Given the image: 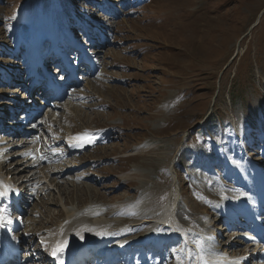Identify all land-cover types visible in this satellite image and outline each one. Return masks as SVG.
Wrapping results in <instances>:
<instances>
[{
	"label": "rangeland",
	"instance_id": "rangeland-1",
	"mask_svg": "<svg viewBox=\"0 0 264 264\" xmlns=\"http://www.w3.org/2000/svg\"><path fill=\"white\" fill-rule=\"evenodd\" d=\"M28 20L44 51L58 50L68 33L69 42H83L77 55L92 52L96 65L83 74L93 65L84 59L81 80H62V99L43 109L33 104L36 126L26 143L15 149L0 137V175L27 197L22 220L16 214L18 234L40 235L47 248L67 220L97 207L109 215L90 218V241L110 229L119 242H132L127 264H264V242L245 243L246 219L232 220L237 207L222 192L235 197L246 188L226 187L245 185L254 195H242L249 206L264 207V0H0V79L8 78L0 82V105L30 74ZM84 26L93 28L89 37ZM67 46L71 60L75 46ZM41 70L61 96L65 87L51 73L61 78L62 64ZM18 104L14 110L25 105ZM210 160L222 162L221 171ZM219 213L236 226L216 224L223 236L207 251ZM166 215L186 238L170 229L171 219L161 223ZM158 232L170 236L174 258L151 250ZM36 237L24 245L33 250ZM39 253L31 264H44ZM105 259L107 252L90 260Z\"/></svg>",
	"mask_w": 264,
	"mask_h": 264
},
{
	"label": "bare ground",
	"instance_id": "bare-ground-1",
	"mask_svg": "<svg viewBox=\"0 0 264 264\" xmlns=\"http://www.w3.org/2000/svg\"><path fill=\"white\" fill-rule=\"evenodd\" d=\"M48 12V11H47ZM45 19V18H44ZM30 20V19H29ZM28 20V21H29ZM32 21H29L30 24V28L28 29L27 33L28 36L27 38L29 39V46L30 49L33 51V53H38L39 50V46H38V42H37V26H35L34 23H31ZM50 24V23H49ZM51 25V24H50ZM50 27V26H49ZM52 27V26H51ZM51 29V28H50ZM49 29V30H50ZM53 32L52 30H50L49 33V37H53L54 35H52ZM39 38V37H38ZM64 41V40H63ZM62 41V42H63ZM31 42V43H30ZM65 42V41H64ZM62 46V45H61ZM57 50V49H56ZM33 60H35L36 58H38V56L33 55L32 56ZM52 61L47 60L45 62V64L47 63L49 65V63H51ZM19 104H13L12 106L14 107H18ZM11 114V113H9ZM93 192V191H92ZM17 196H20V194L18 193ZM251 198V197H250ZM249 198V199H250ZM81 199V198H80ZM85 199V198H84ZM245 207V206H244ZM260 209V208H259ZM58 213V212H57ZM60 213V212H59ZM109 215V213H107V211L105 209H101V208H92V209H87V211L83 212L82 214H76L75 216H73V218L67 220L65 222V225L61 226L62 231H60L61 233H57L56 235H54V237L52 238V242L49 245V247H47V253H50L52 251V249L54 248V244L57 245L58 242H62V241H67V247L65 248V250L67 249H71L73 250L74 247L77 245L80 246L81 244L84 246V248H82V251H84L85 256L90 257L89 259H100L102 258V256L105 255V252L99 253L97 252V243L91 242L89 237V233H86V230L88 229V227L91 225L90 223V218H96L99 219L101 217H105V215ZM170 216V215H169ZM168 216V217H169ZM101 221V220H100ZM98 222V221H97ZM43 226V225H42ZM90 228V227H89ZM81 236L83 237L81 239ZM108 236V234L103 235L102 237L100 236V239H102L103 237ZM2 235L0 234V245L2 243ZM93 237V236H92ZM95 237V236H94ZM98 237V236H97ZM95 239L93 241H99L100 240ZM84 240H89L91 243L90 244H83L82 242H84ZM146 242V241H145ZM80 243V244H78ZM87 243V242H86ZM147 243V242H146ZM99 244V243H98ZM128 245V244H127ZM149 245V244H148ZM129 246V245H128ZM142 247V246H141ZM51 248V249H50ZM134 248V247H133ZM38 255V253L36 254V256ZM35 261V260H33ZM99 262H103L102 260H97V264Z\"/></svg>",
	"mask_w": 264,
	"mask_h": 264
},
{
	"label": "snow or ice",
	"instance_id": "snow-or-ice-1",
	"mask_svg": "<svg viewBox=\"0 0 264 264\" xmlns=\"http://www.w3.org/2000/svg\"><path fill=\"white\" fill-rule=\"evenodd\" d=\"M15 19V17H13ZM43 159V157H41ZM14 191L10 186L3 185V182L0 181V197L6 196L9 193ZM241 195H244L243 193ZM12 223V220L4 215V210L0 209V227H4L5 224ZM100 233H98L99 235ZM83 237L81 236V239ZM67 247V241L58 242L57 245L52 249L51 255L59 261V264H63V261L60 260V257L64 251V249Z\"/></svg>",
	"mask_w": 264,
	"mask_h": 264
}]
</instances>
